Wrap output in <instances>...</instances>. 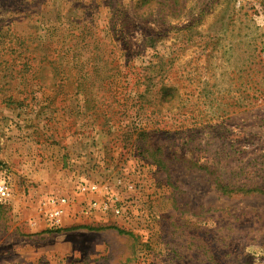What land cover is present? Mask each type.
<instances>
[{"label":"rangeland","instance_id":"374dc122","mask_svg":"<svg viewBox=\"0 0 264 264\" xmlns=\"http://www.w3.org/2000/svg\"><path fill=\"white\" fill-rule=\"evenodd\" d=\"M1 182L0 264H264V0H0Z\"/></svg>","mask_w":264,"mask_h":264},{"label":"built area","instance_id":"2783aa9c","mask_svg":"<svg viewBox=\"0 0 264 264\" xmlns=\"http://www.w3.org/2000/svg\"><path fill=\"white\" fill-rule=\"evenodd\" d=\"M78 192L87 195H99L101 193V189L91 183H83L77 188ZM10 197V190L8 186L4 183H0V204L8 200ZM44 207L47 209L45 210V218L51 228H58L61 225L62 215L65 211V206L67 205V199L64 197H48L45 201L41 202ZM102 209L105 210L107 208V203H101ZM100 204V205H101ZM90 205L97 206L99 205L95 199H91Z\"/></svg>","mask_w":264,"mask_h":264},{"label":"trees","instance_id":"16d2710c","mask_svg":"<svg viewBox=\"0 0 264 264\" xmlns=\"http://www.w3.org/2000/svg\"><path fill=\"white\" fill-rule=\"evenodd\" d=\"M83 38H82V42H83ZM86 44H82V50H81V52H84L86 49H84V48H86ZM81 67H85V64H83V65H81ZM216 188L217 189H220V190H222V192H229V190H230V192H232V190L229 188V187H227V186H223L221 183H216Z\"/></svg>","mask_w":264,"mask_h":264},{"label":"crops","instance_id":"0c3cea01","mask_svg":"<svg viewBox=\"0 0 264 264\" xmlns=\"http://www.w3.org/2000/svg\"><path fill=\"white\" fill-rule=\"evenodd\" d=\"M5 158H6V156H5Z\"/></svg>","mask_w":264,"mask_h":264}]
</instances>
